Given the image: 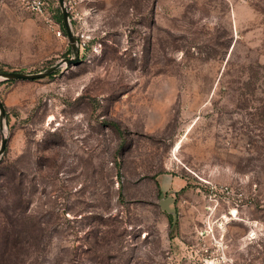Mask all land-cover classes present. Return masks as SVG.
<instances>
[{"label": "rangeland", "instance_id": "374dc122", "mask_svg": "<svg viewBox=\"0 0 264 264\" xmlns=\"http://www.w3.org/2000/svg\"><path fill=\"white\" fill-rule=\"evenodd\" d=\"M48 1L0 72L73 55ZM65 3L80 61L0 79V264H264V0Z\"/></svg>", "mask_w": 264, "mask_h": 264}, {"label": "water", "instance_id": "95a60500", "mask_svg": "<svg viewBox=\"0 0 264 264\" xmlns=\"http://www.w3.org/2000/svg\"><path fill=\"white\" fill-rule=\"evenodd\" d=\"M61 9H62V15H63V21L65 24V29L67 31V34L69 36V40L71 43V47L73 50V55L71 57H66L55 63L54 65L50 66L44 71L40 72H24V71H1L0 72V79L2 80H34L39 79L48 76L50 73L55 71L57 68L61 67L62 65H75L80 61V46L77 40V37L74 33V30L71 25L70 17L68 14V10L66 7L65 0H59ZM0 114L1 119L5 116V106L2 100L0 99ZM7 137L4 135L1 140L0 145V158L4 154L7 146ZM173 200V197L169 195L165 199H161L160 205L163 209H166L168 212H174V209L170 207V202Z\"/></svg>", "mask_w": 264, "mask_h": 264}, {"label": "built area", "instance_id": "2783aa9c", "mask_svg": "<svg viewBox=\"0 0 264 264\" xmlns=\"http://www.w3.org/2000/svg\"><path fill=\"white\" fill-rule=\"evenodd\" d=\"M22 3L27 9L30 11L41 15L45 18V20L50 24V26L56 30V32L61 35L62 30L60 25L54 20L53 12L50 9L48 0H18ZM209 264H214L213 262H209Z\"/></svg>", "mask_w": 264, "mask_h": 264}, {"label": "trees", "instance_id": "16d2710c", "mask_svg": "<svg viewBox=\"0 0 264 264\" xmlns=\"http://www.w3.org/2000/svg\"><path fill=\"white\" fill-rule=\"evenodd\" d=\"M61 25H62V28H63V30L65 31V27H64V22H63V19L61 18ZM19 71V70H18ZM55 73V72H54ZM7 81H9V80H7Z\"/></svg>", "mask_w": 264, "mask_h": 264}, {"label": "bare ground", "instance_id": "6f19581e", "mask_svg": "<svg viewBox=\"0 0 264 264\" xmlns=\"http://www.w3.org/2000/svg\"><path fill=\"white\" fill-rule=\"evenodd\" d=\"M231 213H232V212H231ZM235 213H236V211L234 210V211H233V215H235V216H236V214H235Z\"/></svg>", "mask_w": 264, "mask_h": 264}]
</instances>
